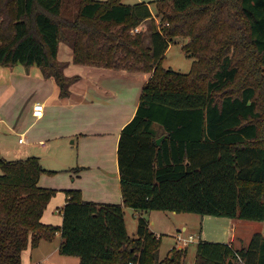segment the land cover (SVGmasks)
Returning a JSON list of instances; mask_svg holds the SVG:
<instances>
[{
    "label": "trees",
    "instance_id": "trees-1",
    "mask_svg": "<svg viewBox=\"0 0 264 264\" xmlns=\"http://www.w3.org/2000/svg\"><path fill=\"white\" fill-rule=\"evenodd\" d=\"M160 29L132 30L153 19L149 4L122 0H0V65L38 66L60 96L80 76L65 75L61 44L78 65L151 73L135 116L120 136L122 204L67 190L61 227L42 217L56 189L39 186V157L0 153V264L60 232L59 253L80 264H184L188 249L160 260L162 237L140 217L130 236L125 208L264 221V0H158ZM154 21V20H153ZM190 38L189 73L162 66L171 41ZM160 145L157 140L163 137ZM194 264H264V234L240 249L199 240Z\"/></svg>",
    "mask_w": 264,
    "mask_h": 264
},
{
    "label": "crops",
    "instance_id": "crops-1",
    "mask_svg": "<svg viewBox=\"0 0 264 264\" xmlns=\"http://www.w3.org/2000/svg\"><path fill=\"white\" fill-rule=\"evenodd\" d=\"M149 6L153 19L145 23L157 20L151 4ZM144 22L139 30L143 31ZM58 58L69 63L64 70L66 76H80L70 87V95L65 98L60 96L55 79L45 78L38 66L0 65V153L4 158L8 153L1 144L2 139L15 135L24 148L25 159L39 157L43 168L54 172L42 174L39 181V186L57 190L42 222L61 227L62 209L70 199L67 190H80L86 201L122 204L119 140L124 126L135 116L143 89L152 74L75 64L73 51L65 44L60 45ZM37 103L45 107L41 119L33 116ZM22 136L24 142L20 143ZM47 162L50 166H47ZM154 212L139 211L140 217L149 215L150 229L162 236V233L154 230ZM213 220L221 223L219 231L225 229L231 234L228 242L224 243L238 249L248 246L252 237L240 236L238 227L241 221L201 216V223ZM181 224V230L188 231V227L183 222ZM177 235H173L176 240ZM199 240L206 239L200 235ZM61 242V233L57 232L53 241L42 240L37 247L29 246L22 254V264H42L44 259H53L59 253ZM40 248L45 249L44 257L33 262L35 251ZM183 248L178 246V249Z\"/></svg>",
    "mask_w": 264,
    "mask_h": 264
},
{
    "label": "rangeland",
    "instance_id": "rangeland-1",
    "mask_svg": "<svg viewBox=\"0 0 264 264\" xmlns=\"http://www.w3.org/2000/svg\"><path fill=\"white\" fill-rule=\"evenodd\" d=\"M97 1H106V0H97ZM155 1L158 0H122L124 4L134 5L137 3L147 2L151 4L152 10L157 15ZM159 22H161L160 18L157 17V20H152L151 22H144V26H142L143 31L145 33V44L151 45V36L148 38L149 34L151 35L152 26L155 24L159 26ZM139 29L140 26H139ZM142 31V30H140ZM188 37L185 36H177L171 41V45L168 51L165 54V57L162 62V66L166 69L170 68L177 72L181 73H189L191 71L192 65L196 60L190 54H187L183 50V45L189 42ZM175 41V42H174ZM174 42V43H173ZM9 135V134H8ZM1 144H4L8 153H5V158L7 160H18L25 159V155L23 153V146L19 144L18 137L15 135L7 136V138L2 139ZM50 157V156H49ZM51 160L53 158H50ZM47 159V160H50ZM47 166L50 164L47 162ZM3 175V170L0 168V176ZM146 220H148L149 215L144 216ZM153 219L155 220V228L154 230L162 233L163 235L161 240L160 247V260L165 259L169 255H171V251L173 248H178L181 246L180 243H176V239L173 235H177L182 232L184 237L190 236V234H194L195 241L188 244L189 250L187 255V260L184 264H194L197 244L199 241L200 235H202L203 239L206 240H214L217 242H228V238L231 234L225 229L221 230L222 226L220 222L212 221L201 223V216L198 214L192 213H175L168 211H155L152 214ZM125 218L127 223V229L130 236H135L137 234L138 225L140 221V213L132 208H126L125 210ZM241 221V225L238 227V231H240V236L245 237L247 235L248 238H251L257 232H264V221ZM188 227V231L181 230L182 224ZM219 231V232H218ZM223 232V234H222ZM219 234V236H217ZM59 239L57 240V242ZM187 247V248H188ZM44 248H40L35 251L33 262L37 261L40 258L44 257ZM76 261V262H75ZM80 260L77 257H67L57 253V255L51 260H43L42 264H79Z\"/></svg>",
    "mask_w": 264,
    "mask_h": 264
},
{
    "label": "built area",
    "instance_id": "built-area-1",
    "mask_svg": "<svg viewBox=\"0 0 264 264\" xmlns=\"http://www.w3.org/2000/svg\"><path fill=\"white\" fill-rule=\"evenodd\" d=\"M160 24V22H159ZM161 25L158 26V28L160 29ZM139 28H135L132 30L133 33L135 32H139ZM44 112H45V107L42 103H37L34 105V109H33V116L36 118V119H41L43 118L44 116ZM20 143H23L24 142V137H20L19 139ZM42 145H44V143H41ZM195 237L193 235H190L188 237H184L182 235V232H180L178 235H177V242L181 244L182 247H187L189 243L195 241Z\"/></svg>",
    "mask_w": 264,
    "mask_h": 264
},
{
    "label": "water",
    "instance_id": "water-1",
    "mask_svg": "<svg viewBox=\"0 0 264 264\" xmlns=\"http://www.w3.org/2000/svg\"><path fill=\"white\" fill-rule=\"evenodd\" d=\"M163 138H164V136H163V137H161V138H159V139L157 140V144H158V145H160V144H161V142H162Z\"/></svg>",
    "mask_w": 264,
    "mask_h": 264
}]
</instances>
